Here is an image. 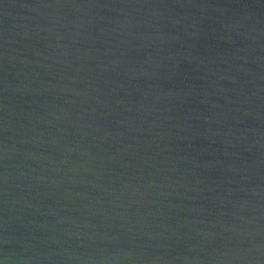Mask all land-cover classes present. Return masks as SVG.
<instances>
[{
  "label": "water",
  "instance_id": "water-1",
  "mask_svg": "<svg viewBox=\"0 0 264 264\" xmlns=\"http://www.w3.org/2000/svg\"><path fill=\"white\" fill-rule=\"evenodd\" d=\"M0 260L264 264V0H0Z\"/></svg>",
  "mask_w": 264,
  "mask_h": 264
},
{
  "label": "clouds",
  "instance_id": "clouds-1",
  "mask_svg": "<svg viewBox=\"0 0 264 264\" xmlns=\"http://www.w3.org/2000/svg\"><path fill=\"white\" fill-rule=\"evenodd\" d=\"M0 264H5V262H4V261H2V260H0Z\"/></svg>",
  "mask_w": 264,
  "mask_h": 264
}]
</instances>
